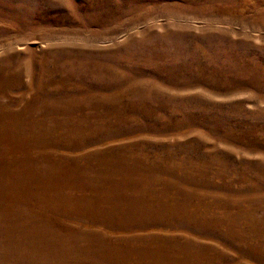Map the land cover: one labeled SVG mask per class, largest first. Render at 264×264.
I'll use <instances>...</instances> for the list:
<instances>
[{
  "label": "rangeland",
  "instance_id": "obj_1",
  "mask_svg": "<svg viewBox=\"0 0 264 264\" xmlns=\"http://www.w3.org/2000/svg\"><path fill=\"white\" fill-rule=\"evenodd\" d=\"M0 264H264V0H0Z\"/></svg>",
  "mask_w": 264,
  "mask_h": 264
}]
</instances>
